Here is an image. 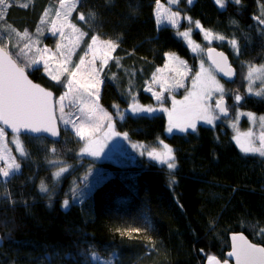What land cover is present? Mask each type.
Masks as SVG:
<instances>
[{"label": "trees", "instance_id": "1", "mask_svg": "<svg viewBox=\"0 0 264 264\" xmlns=\"http://www.w3.org/2000/svg\"><path fill=\"white\" fill-rule=\"evenodd\" d=\"M57 1L0 0L7 5L0 47L1 39L11 38L13 52L25 50L27 40L15 41L11 30L4 35L9 26L28 39L52 43L49 24L39 23ZM158 1L78 0L72 21L84 37L68 72L53 75L26 62L30 76L58 99L96 39L112 50L102 71L101 105L116 116L135 103L151 104L146 89L167 54L196 66L195 54L176 31L158 26ZM181 7L185 17L222 41L215 47L236 70L228 84L240 90V109L264 115V86L262 94L249 95L243 82L244 68L264 65V0H196ZM228 42L237 45V56ZM116 126L133 141L163 140L174 147L175 173L145 160L125 168L105 163L112 176L85 189L84 178L89 181L100 164L80 156L85 142L74 132L62 128L60 142L23 136L28 157L22 170L0 182V264H98L96 257L112 264H205L225 260L229 236L239 232L264 246V159L242 154L224 123L167 135L164 115H127ZM56 162L73 167L60 184L53 181Z\"/></svg>", "mask_w": 264, "mask_h": 264}, {"label": "rangeland", "instance_id": "2", "mask_svg": "<svg viewBox=\"0 0 264 264\" xmlns=\"http://www.w3.org/2000/svg\"><path fill=\"white\" fill-rule=\"evenodd\" d=\"M195 2L196 0L157 2L155 15L158 26L176 31L177 37L195 54L196 66L193 67L176 53L167 54L166 63L157 69L146 89L153 98V104L135 103L116 116L101 105L104 85L102 71L112 52L111 45L104 41L93 39L71 73L65 93L57 99L59 121L63 129L69 128L85 142L80 156L93 159L100 164L91 170L90 173L93 175L87 176V179L90 178L89 181L85 182L86 177L84 178L83 188L87 189L91 185L95 188L112 176L104 170L105 163L112 162L125 168L145 160L165 165L172 175L177 170L175 149L166 141L161 140L156 145H151L133 141L127 134L118 132L116 120L122 121L127 115H164L168 123L167 135L196 131L201 126L216 128L219 123H224L231 130L233 140L242 154L257 155L264 159V115L240 109L243 97L240 90L237 91V85L228 84L220 78L207 60L206 51L216 44H221L222 41L197 23L194 24L195 22L193 23L179 10L182 3L192 6ZM77 3L78 0H59L56 5H50L45 12L39 24H49V34L53 38L49 45L42 43L39 36L28 39L25 32L9 26L4 35L8 36V33L11 35L12 31L15 41L20 43L27 40L25 50L13 52L10 49L11 38L5 41L1 39L4 44L1 47L27 72L30 70L26 62H30L33 67H41L53 75L68 72L74 54L79 50L84 37L72 21ZM6 11L7 5L3 3L0 6L1 18ZM40 29L42 31L43 27ZM1 31L2 29L0 33ZM198 31L197 37L194 33ZM227 44L232 56H237V45L233 42ZM244 70L245 77L242 81L248 94H262L264 65ZM221 102H225L227 116L223 115L218 107ZM27 157L23 136L10 135L0 127V182L19 174ZM51 166L55 167L53 181L58 184L64 175L73 169L72 166L66 165L62 168L57 162ZM47 190L48 186L42 184V191L46 193ZM52 192L51 197H54L57 191ZM85 193H88V190ZM63 206L67 208L68 202L64 201ZM95 260L98 264H112L97 257Z\"/></svg>", "mask_w": 264, "mask_h": 264}, {"label": "water", "instance_id": "3", "mask_svg": "<svg viewBox=\"0 0 264 264\" xmlns=\"http://www.w3.org/2000/svg\"><path fill=\"white\" fill-rule=\"evenodd\" d=\"M209 64L225 82L236 78L226 52L215 47L206 51ZM56 94L36 82L12 56L0 47V127L13 136L61 141ZM225 102L219 104L223 115ZM230 250L225 260L211 258L205 264H264V246L244 233L230 234Z\"/></svg>", "mask_w": 264, "mask_h": 264}, {"label": "bare ground", "instance_id": "4", "mask_svg": "<svg viewBox=\"0 0 264 264\" xmlns=\"http://www.w3.org/2000/svg\"><path fill=\"white\" fill-rule=\"evenodd\" d=\"M229 61H230V64H231V60H230V58H229ZM232 65V64H231Z\"/></svg>", "mask_w": 264, "mask_h": 264}, {"label": "crops", "instance_id": "5", "mask_svg": "<svg viewBox=\"0 0 264 264\" xmlns=\"http://www.w3.org/2000/svg\"><path fill=\"white\" fill-rule=\"evenodd\" d=\"M68 85V84H67ZM102 89H103V87H102ZM101 94H102V92H101ZM58 103V102H57ZM62 126V125H61Z\"/></svg>", "mask_w": 264, "mask_h": 264}]
</instances>
